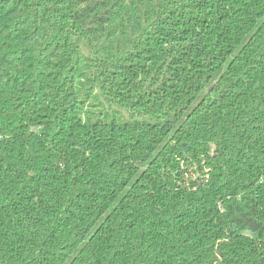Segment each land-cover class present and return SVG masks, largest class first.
Wrapping results in <instances>:
<instances>
[{
	"label": "trees",
	"instance_id": "1",
	"mask_svg": "<svg viewBox=\"0 0 264 264\" xmlns=\"http://www.w3.org/2000/svg\"><path fill=\"white\" fill-rule=\"evenodd\" d=\"M0 264H264V0H0Z\"/></svg>",
	"mask_w": 264,
	"mask_h": 264
}]
</instances>
